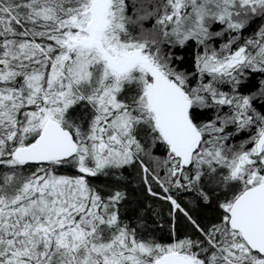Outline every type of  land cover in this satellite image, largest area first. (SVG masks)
Returning a JSON list of instances; mask_svg holds the SVG:
<instances>
[{
    "label": "snow or ice",
    "instance_id": "6c2138e0",
    "mask_svg": "<svg viewBox=\"0 0 264 264\" xmlns=\"http://www.w3.org/2000/svg\"><path fill=\"white\" fill-rule=\"evenodd\" d=\"M0 264H264V0H0Z\"/></svg>",
    "mask_w": 264,
    "mask_h": 264
}]
</instances>
